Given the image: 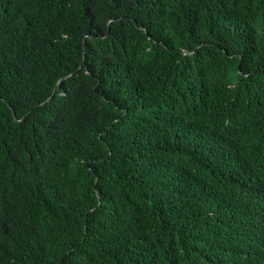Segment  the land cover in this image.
Here are the masks:
<instances>
[{"label": "trees", "instance_id": "1", "mask_svg": "<svg viewBox=\"0 0 264 264\" xmlns=\"http://www.w3.org/2000/svg\"><path fill=\"white\" fill-rule=\"evenodd\" d=\"M0 264H264V0H0Z\"/></svg>", "mask_w": 264, "mask_h": 264}, {"label": "water", "instance_id": "2", "mask_svg": "<svg viewBox=\"0 0 264 264\" xmlns=\"http://www.w3.org/2000/svg\"><path fill=\"white\" fill-rule=\"evenodd\" d=\"M83 46H84V56H85V43H84ZM66 77H68V76H66ZM66 77H64L63 79H65ZM63 79H61V80L59 81V83L57 84V86H56V88H55V90H54V92H53V95L56 94V93L58 92L59 87H60V83H61V81H62ZM53 95H52V96H53ZM52 96H51L50 98H48V100H50V99L52 98Z\"/></svg>", "mask_w": 264, "mask_h": 264}]
</instances>
